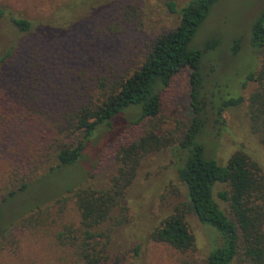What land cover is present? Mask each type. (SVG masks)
<instances>
[{
    "label": "rangeland",
    "instance_id": "obj_1",
    "mask_svg": "<svg viewBox=\"0 0 264 264\" xmlns=\"http://www.w3.org/2000/svg\"><path fill=\"white\" fill-rule=\"evenodd\" d=\"M167 1L178 10L186 0H0V264H65V239L58 233L77 218L65 189L108 183L116 173L118 148L144 135L158 146L141 155L124 208L112 212L123 221L104 225L111 227L108 253L117 264H199L220 244L215 229L188 209L176 179L172 141L181 138L193 116L186 67L159 91L154 117L130 124L137 106L122 109L110 127L93 131L73 164L55 167V148L79 135L65 139L73 111L116 90V81L140 66L155 38L175 27L178 13L169 11ZM263 6L264 0H217L189 47L201 49L216 40L199 62L203 126L197 139L205 156L223 165L240 149L264 175V145L246 114L254 84L242 87L246 73L258 67L248 30ZM12 17L28 21L29 28L19 30ZM234 39L238 49L232 53ZM237 95L240 104L216 114L220 101ZM21 184L25 188L17 191ZM226 188L217 183L214 197L230 216L215 194ZM12 190L16 193L7 196ZM173 212L183 216L192 236L184 253L148 235L153 223Z\"/></svg>",
    "mask_w": 264,
    "mask_h": 264
},
{
    "label": "trees",
    "instance_id": "obj_2",
    "mask_svg": "<svg viewBox=\"0 0 264 264\" xmlns=\"http://www.w3.org/2000/svg\"><path fill=\"white\" fill-rule=\"evenodd\" d=\"M217 0H186L178 10L173 1L166 5L171 12L178 13L173 29L158 35L140 66L130 75L116 81V90L104 94L96 104L85 103L72 113L71 130L65 139L79 133L75 139H67L54 150L56 166L73 164L90 139L93 131L110 127L113 117L128 106H137L136 115L129 121L138 124L145 118L154 117L159 111V91L166 87L170 78L180 69H189V97L193 116L182 132L181 138L172 141L177 149L179 164L176 179L183 186L186 204L201 223L213 227L220 244L215 246L199 264H264V175L246 151L235 150L223 165L204 154L197 137L203 126L199 93L202 76L199 71L202 51L211 48L216 40L206 43L201 49L190 48L189 43L198 26L208 15ZM4 13L0 9V16ZM19 30H27L29 22L11 18ZM249 47L259 55L257 69L246 73L242 87L254 84L246 98V114L251 130L264 145V6L250 22ZM235 53L238 40L231 42ZM242 96L220 101L216 114L228 106H236ZM158 141L150 135L139 136L116 152V173L103 186L84 185L66 188L76 212L74 222H66L58 237L65 239V264H117V257L108 253L111 227L123 221V215L113 218L116 207L123 209L125 192L135 175L141 155ZM171 144H168L169 146ZM177 159V158H176ZM217 183L227 185L215 192L216 197L226 202L230 216L219 207L214 188ZM25 184L16 190L21 191ZM16 190L8 192L13 196ZM69 195V196H70ZM120 210V211H121ZM113 219V221H112ZM148 235L184 253L192 247V236L180 213H170L152 224Z\"/></svg>",
    "mask_w": 264,
    "mask_h": 264
}]
</instances>
